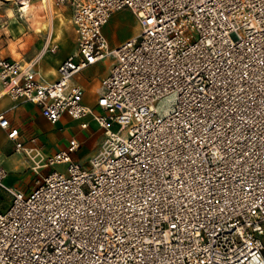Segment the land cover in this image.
<instances>
[{
    "label": "built area",
    "instance_id": "1",
    "mask_svg": "<svg viewBox=\"0 0 264 264\" xmlns=\"http://www.w3.org/2000/svg\"><path fill=\"white\" fill-rule=\"evenodd\" d=\"M55 4L76 49L55 81L0 52L3 93L53 124L90 115L105 138L86 162L76 138L35 161L51 170L32 189L0 163V264H264V0ZM124 9L139 30L112 47L104 28ZM108 60L95 113L74 79ZM0 126L36 158L5 113Z\"/></svg>",
    "mask_w": 264,
    "mask_h": 264
},
{
    "label": "crops",
    "instance_id": "2",
    "mask_svg": "<svg viewBox=\"0 0 264 264\" xmlns=\"http://www.w3.org/2000/svg\"><path fill=\"white\" fill-rule=\"evenodd\" d=\"M52 1H54L55 4V0H51V10H52ZM55 7H56V11L58 12V15L55 16L52 11V16L54 17V20L55 17L59 18V20L63 18L68 20V23L70 24L69 32L72 34V37L75 41V47L71 51L68 49V43H69L68 38L62 40L60 47L59 43L57 42L58 36L54 38H52L51 34L45 37L42 36L43 39L38 44L39 51L36 52V56L33 59V61L38 62V65L36 64V68L49 81H55L58 78V67L60 66L61 62L64 59H66L70 54H72L76 49V34L71 20L72 11L68 7H57L56 4ZM28 9H29L28 15L24 16L23 14L22 16H20L18 12V7L16 10L17 13L14 14L16 15V18L20 21V23L21 20L28 22L29 26L32 28L30 31H33L35 34V35L30 34L29 39L31 38L34 40L36 39L37 36L43 35V32L48 31V28L50 27L51 23L49 17L46 23L43 20L45 19L46 16L39 15L38 10L43 9L41 7V3L38 5V8L35 6H31L30 3ZM16 18L12 20L13 24L22 25V23L20 24ZM21 28L25 29L24 31H26V28H24V26H22ZM52 31H54V28L53 30L52 29L50 30V33ZM134 32L135 30L129 34V37L135 35L136 33ZM104 33H105V28H104ZM106 36L111 45L110 38L108 37V35ZM127 38H123L122 40L119 41H112V43L114 44V46H116ZM53 44L58 45V49L55 52H52L47 49L48 45H53ZM63 47L65 48V51L62 52L60 55H56L58 52L62 51ZM0 52L5 57H9L19 61H23V62L32 61V59L21 60L22 58L26 59L25 58L26 52L21 49L20 50L12 49L11 51H9L8 55H5L0 47ZM28 57L30 56H27V58ZM106 65H104L102 62L92 65L89 68L82 71L74 79L76 83L84 87L85 89L84 102L86 105L91 107L95 113L102 112L101 109H99L96 106V101L100 87V82L102 78L108 73L109 66L107 67L105 74L99 79V84L95 92L92 93L88 92L86 86L87 83L86 77L90 76L94 72L95 75H98L99 70ZM0 113H5L6 117L9 119L11 127H16L19 129V133H20L19 141H21L24 144L27 150L31 148H38L39 151L43 153L44 156H49L63 149H67L69 142L72 138H76L78 141L81 142V148L88 142L92 141L91 149L87 153L85 160H87L98 149V147L96 148L98 142L95 139L93 140L90 139L92 134L94 133V129L100 128L98 123L93 119L92 116L89 115L84 119L74 120L69 116L65 115L57 123L54 124L50 123L42 115L41 110L37 105L26 101H15L9 95L4 94L1 81H0ZM66 121H72L77 126L74 128V130L72 127L69 128L70 126H65L62 131L57 129L61 124H63ZM82 122H88L89 128L82 129L81 128ZM66 130H69L72 133L69 139L64 138V131ZM82 131H86V133L87 132L88 133L86 134L85 137L79 138V132ZM102 135L104 136V131L102 132ZM104 138L105 136L103 137V140ZM32 139H35V142H33ZM81 148L79 150H81ZM73 159L75 161H78L74 156ZM0 163L4 166V168L8 173L5 179V184L11 187H20L22 183H25L30 187V189H32L35 186L36 180L47 174L46 170L43 169L44 167L38 170L39 174H36L34 172L33 167H34L35 159L34 160L30 159L23 151H17L15 141L10 140L8 138L7 130L1 126H0ZM4 196H8L9 200L5 203V205L7 203L9 205L11 202V196L8 193L0 190V198ZM7 206L4 207L0 201V210H4L5 208H7Z\"/></svg>",
    "mask_w": 264,
    "mask_h": 264
},
{
    "label": "rangeland",
    "instance_id": "3",
    "mask_svg": "<svg viewBox=\"0 0 264 264\" xmlns=\"http://www.w3.org/2000/svg\"><path fill=\"white\" fill-rule=\"evenodd\" d=\"M18 1L20 0H0V47L5 55H8L9 51L12 49L15 50H23L26 52V59L21 60H33L36 56V52L39 51V42L42 41V36L52 35V38L58 36L57 42L59 43V46L61 47L62 40L65 38L69 39L68 43V49L71 51L75 47V41L72 37V34L69 32V26L68 20L61 19L55 17H51L50 23L53 25L54 31L50 33L51 28H48V31L43 32V35L37 36L36 39H29L30 34H34L33 31H30L32 28L29 26L28 22L21 20L22 25L19 24H13L12 20L16 18V15L14 13H17V7H18ZM31 6H35L38 8V5L40 4V0H30ZM39 15L46 16L45 19H43L46 23L48 21V13L44 9H39ZM52 11L55 16L58 15V12L56 11V7L54 4V1H52ZM62 18V17H61ZM11 19V20H10ZM17 19V18H16ZM18 20V19H17ZM19 21V20H18ZM20 23V21H19ZM20 23V24H21ZM24 26L26 28L22 29L21 27ZM138 33L139 25L138 22L134 16V14L128 10L124 9L121 11H117L112 15V19L105 27V33L108 35V37L111 40V45L114 46L112 41H119L123 38L129 37V34L131 32ZM24 31V32H23ZM35 35V34H34ZM34 42V43H33ZM8 47V48H7ZM65 51V48L63 47L62 51L58 52L56 55H60L62 52ZM27 56H30L27 58ZM104 65L109 63V60L106 62H102ZM36 64L38 65V62L36 61ZM109 64L104 66L102 69L99 70L98 75H95V72L91 74L90 76L86 77L87 79V89L89 93L95 92L98 84L99 79L105 74V71ZM97 125V124H96ZM65 126H70L69 128H74L77 126L72 121H66L63 124H61L57 129L63 130ZM98 127V126H96ZM103 129L95 128L94 133L92 134L90 139H95L98 142L99 147L100 144L103 141V135H102ZM88 133V132H87ZM86 131L79 132V138L86 136ZM72 133L69 130L64 131V138L69 139L70 135ZM92 141L85 144L81 150L74 153V157L76 160L81 162H86V156L87 153L91 149ZM46 156L43 155V153L39 152L38 155L35 158L36 162L41 161ZM41 164L43 162H40ZM36 165V163H34ZM43 169L46 170L48 173L51 170V167H44ZM60 170H65V166L58 167ZM9 200L8 196H4L0 198L1 203L4 207L8 205V203L5 205V203ZM8 207V206H7ZM6 209V208H5Z\"/></svg>",
    "mask_w": 264,
    "mask_h": 264
},
{
    "label": "bare ground",
    "instance_id": "4",
    "mask_svg": "<svg viewBox=\"0 0 264 264\" xmlns=\"http://www.w3.org/2000/svg\"><path fill=\"white\" fill-rule=\"evenodd\" d=\"M22 1V2H21ZM41 2V7L46 10L48 13V17L51 18L52 16V10H51V0H40ZM23 4V5H22ZM30 3L27 2L26 0H20L18 1V12L19 15L22 16L24 14L28 15L29 14V7ZM50 28L53 30V25H50ZM41 58V57H40Z\"/></svg>",
    "mask_w": 264,
    "mask_h": 264
}]
</instances>
